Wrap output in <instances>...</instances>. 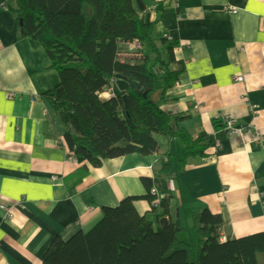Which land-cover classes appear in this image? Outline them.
<instances>
[{"label":"crops","instance_id":"1","mask_svg":"<svg viewBox=\"0 0 264 264\" xmlns=\"http://www.w3.org/2000/svg\"><path fill=\"white\" fill-rule=\"evenodd\" d=\"M5 1L0 0V264H43L53 239L92 228L102 206L145 194L141 177L158 179L157 199L170 197L182 239L191 234L186 212L192 216L203 208L221 214L224 238L264 230V0H141L154 8L155 32L176 42L174 58L183 68L171 89L163 96L155 91L151 99L180 115L172 131L203 138L208 153L188 157L175 172L182 141L156 138L152 154L107 158L98 167L86 163L82 174L47 95L59 83L58 72L39 42L19 37V15ZM231 7L237 13H229ZM168 160L172 167L165 174ZM134 204L155 220L158 208L152 212L145 199ZM257 257L264 264V256Z\"/></svg>","mask_w":264,"mask_h":264},{"label":"trees","instance_id":"2","mask_svg":"<svg viewBox=\"0 0 264 264\" xmlns=\"http://www.w3.org/2000/svg\"><path fill=\"white\" fill-rule=\"evenodd\" d=\"M4 4L19 15V37L39 42L58 72L59 83L47 95L66 128L70 153L83 164L81 174L87 172L86 163L98 167L107 158L156 152L154 133L182 141L175 172L183 169L188 157L207 155L204 139L182 129L172 131L170 126L180 115L151 99L153 92L163 96L171 89L183 68L174 58L176 42L155 32L153 23L141 24L134 0H6ZM134 39L142 42L136 52L126 45ZM116 75L139 86L125 90V101L113 93ZM105 91L111 93L107 98L101 96ZM169 160L163 166L165 174L172 167ZM157 180L141 177L145 194L102 206L101 218L92 228L67 240L53 239L43 264H260L264 230L221 240L223 218L207 208L191 216L195 244L180 238L170 197L153 204L157 197L151 189ZM138 199L147 200L152 212L158 208L154 221L137 211Z\"/></svg>","mask_w":264,"mask_h":264},{"label":"water","instance_id":"3","mask_svg":"<svg viewBox=\"0 0 264 264\" xmlns=\"http://www.w3.org/2000/svg\"><path fill=\"white\" fill-rule=\"evenodd\" d=\"M137 9L141 12L140 15V23L149 24L150 22L154 21L156 18L155 11H147L145 8V5L142 3L141 0H135ZM19 24H21V20L19 19ZM116 82L114 83L112 90L115 95L122 96L123 100H126V93L125 90L127 88H139L138 85L134 81L127 80L126 77L121 75H116ZM128 93L131 92V90L127 91ZM175 225V231H179L180 226V219H179V213L176 212V218L174 220Z\"/></svg>","mask_w":264,"mask_h":264},{"label":"built area","instance_id":"4","mask_svg":"<svg viewBox=\"0 0 264 264\" xmlns=\"http://www.w3.org/2000/svg\"><path fill=\"white\" fill-rule=\"evenodd\" d=\"M235 10H237V9L231 7V12H233V11H235ZM130 44H133L134 46H133V47L128 46V45H130ZM126 45H127V50L132 51V52L139 51V50L142 48V42H141L140 40H138V39H134V40H132V41H129V42L126 43ZM242 78H243V77H242L241 75H237V76L235 77V80H237V81H242ZM233 133H234V134H237V133H238V128L233 129ZM71 159H72V157H71ZM151 192H152L153 194H155V193H156V189L153 187V188L151 189ZM153 204H155V205L157 206V205H158V199H155L154 202H153ZM1 208L6 212L7 208H6L4 205H2ZM7 214H9V213L7 212ZM220 239H221V240H224L225 238H224L223 235H221V236H220Z\"/></svg>","mask_w":264,"mask_h":264},{"label":"rangeland","instance_id":"5","mask_svg":"<svg viewBox=\"0 0 264 264\" xmlns=\"http://www.w3.org/2000/svg\"><path fill=\"white\" fill-rule=\"evenodd\" d=\"M146 8V7H145ZM154 8L153 7H149L148 9H146L147 11H154L153 10ZM236 9V8H235ZM228 12L229 13H232V14H235V13H237V10H235V11H233V12H231V9H229L228 8ZM150 24V23H149ZM128 46H130V47H133L134 45L133 44H130V45H128ZM227 128L229 129V131H230V133L231 134H234L233 133V129H236V127H233L231 124H230V122H228V124H227ZM154 137L155 138H157L158 140H159V138H161V139H163V138H165V136H163L162 134H159V133H154ZM179 154V153H178ZM196 212H198L197 210H195V211H192V215L194 214V213H196ZM188 213V220H187V222H188V224L190 225V217H191V213L188 211V212H186V214ZM184 223H185V220L184 219H182V227H184ZM183 233H184V231H182L181 233H180V238L183 236ZM186 240H189L190 242H192L193 244H195L194 243V238H193V236L190 234V238H187Z\"/></svg>","mask_w":264,"mask_h":264}]
</instances>
